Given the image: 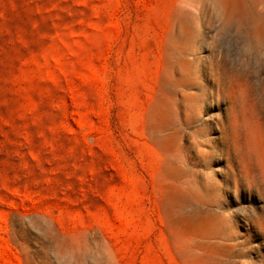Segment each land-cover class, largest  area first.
Wrapping results in <instances>:
<instances>
[{
  "label": "rangeland",
  "instance_id": "374dc122",
  "mask_svg": "<svg viewBox=\"0 0 264 264\" xmlns=\"http://www.w3.org/2000/svg\"><path fill=\"white\" fill-rule=\"evenodd\" d=\"M242 2L0 0V264H264Z\"/></svg>",
  "mask_w": 264,
  "mask_h": 264
},
{
  "label": "bare ground",
  "instance_id": "6f19581e",
  "mask_svg": "<svg viewBox=\"0 0 264 264\" xmlns=\"http://www.w3.org/2000/svg\"><path fill=\"white\" fill-rule=\"evenodd\" d=\"M228 18L232 22L240 23L245 20V13H244V3L242 0H228ZM253 37L257 41L264 42V26L257 25L253 30ZM172 198H176L175 195L170 196ZM185 221L187 222L188 229H195L199 226L202 221L199 218L195 217H186Z\"/></svg>",
  "mask_w": 264,
  "mask_h": 264
}]
</instances>
